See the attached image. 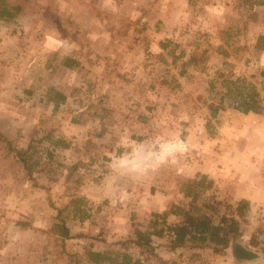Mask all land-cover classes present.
Wrapping results in <instances>:
<instances>
[{
    "label": "rangeland",
    "instance_id": "obj_1",
    "mask_svg": "<svg viewBox=\"0 0 264 264\" xmlns=\"http://www.w3.org/2000/svg\"><path fill=\"white\" fill-rule=\"evenodd\" d=\"M15 7L0 19V264H72L74 246L51 229L63 221L84 234L121 202L133 205L122 213L129 229L148 227V207L180 204L182 192L215 224L237 203L219 192L248 187L259 194L252 208L264 202V168L241 175L244 163L264 162V121L232 107L228 83L257 85L264 102V0H0ZM50 90L65 96L55 109ZM29 145L40 162L32 176L13 151ZM199 168L216 181L191 183ZM247 204L225 250L183 248L174 264H246L233 243L254 248L247 236L261 227ZM162 213L151 222L168 232ZM107 217L111 237L128 230Z\"/></svg>",
    "mask_w": 264,
    "mask_h": 264
},
{
    "label": "trees",
    "instance_id": "obj_2",
    "mask_svg": "<svg viewBox=\"0 0 264 264\" xmlns=\"http://www.w3.org/2000/svg\"><path fill=\"white\" fill-rule=\"evenodd\" d=\"M20 11L19 7L12 9V12L5 8H0V19L10 20L13 19L15 14ZM262 40V37H258V42ZM165 47V46H163ZM259 48V47H258ZM264 48V45L261 47ZM71 60L65 59L63 66L66 68L71 66ZM260 76L264 78V68L260 71ZM227 83V82H226ZM235 90H237L238 101L233 103V108L240 113L246 115L248 113L253 114H264V108L261 104L260 97L254 86L247 85L245 88L243 86H237V82H228ZM51 94L48 98L49 102L54 104V109L58 107L60 103L65 100L64 94L50 90ZM231 92V89H227V94ZM223 103V98H220V104L209 105L208 109L213 117H215L217 111L221 108ZM0 135V140H2ZM10 149L11 145L7 142ZM31 145L28 146L26 150H16L14 153L19 162L22 163L23 168L28 173V176H32L35 172V168L40 165V162L33 160L30 156L29 151L31 150ZM48 161L51 160L52 155L47 154ZM201 180L205 179L200 177ZM203 181H198L197 186H201ZM195 183V182H194ZM246 201H238L234 209L235 215L233 214L230 218L222 216L220 220L215 224L212 222L211 217L206 214L195 216L190 210L182 211L180 209L170 210V214L180 215L182 214V221L174 226H167L165 232L162 228H158L157 218L148 224L145 230L135 228L133 231V236L128 237L125 240L116 242L114 245L118 249H108L106 251L96 252L88 250L86 251V258L88 263L91 264H148L151 257H154V242L152 237H162L163 234L169 236L168 249L174 251L177 249H211L213 253H219L225 250L231 239L237 235V220L236 217L241 218L244 213V208L247 207ZM74 214H79L80 210L76 208ZM162 215L161 224L165 225V216ZM81 219L84 216H80ZM156 217V216H155ZM51 232L63 239H69L72 236L69 234V229L63 221L55 224ZM169 234V235H168ZM134 249L138 251L137 255L131 250Z\"/></svg>",
    "mask_w": 264,
    "mask_h": 264
},
{
    "label": "crops",
    "instance_id": "obj_3",
    "mask_svg": "<svg viewBox=\"0 0 264 264\" xmlns=\"http://www.w3.org/2000/svg\"><path fill=\"white\" fill-rule=\"evenodd\" d=\"M263 57L264 56H262V58ZM262 66H264V62H262ZM257 79H259L257 81H258V83H260L261 81H263L264 78H261L259 76V78H257ZM256 88H257L258 94L260 95L259 96L260 101H262L263 100L262 93H260V90L258 89L257 85H256ZM222 91L224 93L219 95L221 98L226 93V90H222ZM261 104L263 106L264 102L262 101ZM240 114L243 116H246L248 119H251V120H256V118L259 117L260 120L264 121V115L263 114H259V115L253 114V113H248L246 115H244L242 113H240ZM243 167L246 168L248 171L244 172L243 174L241 173V175H247L248 178H251V180H255L257 178H260L258 172L260 169L264 168V162H262V160L258 159V161L254 164H251L250 162L244 163V166H242V168ZM232 169H233V171H238L237 166L235 164H232ZM113 174L116 178L117 174L116 173H113ZM200 176L208 179L209 181H216V173L213 172L212 168H210L208 170H202L199 168V169H196L195 171L193 170L192 174L191 173L186 174V177L189 180H191V183H193L194 180H198V178H200ZM248 178H245L244 176H242V180L246 179V181H247ZM122 180H123V178L119 179V181H122ZM262 180H263V182L261 183V186H263V189H264V176H263ZM259 181H260V179H259ZM244 190L245 191H243L241 193L235 192V191L234 192L233 191H228V192L223 191V192H219V195L223 194L224 197H226V200L228 201L227 203H231V202H235V201L238 202V201L243 200V201H246L247 203H249L250 206L251 205L253 206V203H255L254 201H256L259 194L252 191L251 188H248V187H245ZM125 191H126L127 195H130V196H133L135 193L134 188H131V189L126 188ZM150 191H151V189H150ZM119 193L120 192L117 193L114 191L112 193V195H114V194L119 195ZM124 194H125V192H124ZM178 196L179 197L182 196V200H181L182 202H180V204H178L177 202H174V204L173 203L166 204L165 203L166 200H164L163 202L161 201L160 204L157 203V204H154L153 206L148 207L147 211L150 212V217L149 218L146 217L147 218L146 223L149 224V222H151V219H153L152 217L154 215H156L154 213L160 214L162 212L168 211L173 205L178 206L179 209L182 211L190 210L195 216H199V217L201 216L202 212L200 210L194 209L192 207L191 199L193 196H190L189 194H186L185 192H182ZM258 203H260V202H258ZM132 206L133 205L130 203L121 202V205L118 206L117 209L116 208L115 209L110 208L107 210H103L102 212L107 213L108 217L104 216L101 219L99 218V221L97 220V222H95V220L89 221L88 224H90V225L86 229V232H82L84 234L74 233L72 231V229L69 226H67L69 229V234L72 237L69 239H64V240H66V242H68V245L70 247L74 246V249H73L74 251L71 250V251H73V254H72L73 257L72 258L75 259L72 264H81V262H82V264H91V263H88V261H87L86 251L91 250V251L101 252V251H106L108 249H118V247L114 245L116 243V241L118 240L117 237H126V238L132 237L134 228L129 229L127 222L125 221V219L123 220L124 217L122 216L123 215L122 213L130 212L132 210ZM252 206H251V208H252ZM254 207H256V206H254ZM99 208H102V207L97 206L96 207V213H97V211H99ZM111 210L113 211L112 213H111ZM252 210H253L252 212H254V208H252ZM91 213L96 214L95 212H91ZM162 215H163V213L161 214V218H162ZM106 217L111 221L113 220L114 222L117 221L118 219H122L120 221H124V223H125L124 226H127L126 228L128 230H126L124 227L123 232H121V233L119 232L118 234L114 235L115 236L114 238L117 239V240H115L113 237H111V236H113V233L110 232L111 235H109V232H108L109 230L106 228V226L103 225V224H105L104 219ZM72 218H74V216H72ZM89 218H91V216ZM78 220H77V222L80 225L81 222H79L80 220L79 221ZM164 221H165V226H174L175 224H178L182 221V214H180V215L169 214L165 217ZM72 226H74V225H72ZM135 226H137V225H135ZM146 228H147V226L145 228L138 227V229H141V230H145ZM124 229H125V231H124ZM169 239H170L169 236H167L165 234H163L162 237H155V236L152 237V240L155 243L154 244L155 245V248H154L155 256H154V258H152L149 261V264H174V261L176 262V260L173 258V256L176 254L177 258H178L179 253L182 249L170 251L168 249ZM71 243H74V244H71ZM159 243H161V244L164 243V244L159 245ZM70 253H72V252H70ZM137 253H138V251H137Z\"/></svg>",
    "mask_w": 264,
    "mask_h": 264
},
{
    "label": "water",
    "instance_id": "obj_4",
    "mask_svg": "<svg viewBox=\"0 0 264 264\" xmlns=\"http://www.w3.org/2000/svg\"><path fill=\"white\" fill-rule=\"evenodd\" d=\"M234 258L246 264H262L264 262V252L246 246L242 240L233 243Z\"/></svg>",
    "mask_w": 264,
    "mask_h": 264
},
{
    "label": "built area",
    "instance_id": "obj_5",
    "mask_svg": "<svg viewBox=\"0 0 264 264\" xmlns=\"http://www.w3.org/2000/svg\"><path fill=\"white\" fill-rule=\"evenodd\" d=\"M255 219L259 221L260 230L254 232L253 234H249L247 236V241H251L254 243L257 250L264 252V202L258 203V205L254 208Z\"/></svg>",
    "mask_w": 264,
    "mask_h": 264
}]
</instances>
